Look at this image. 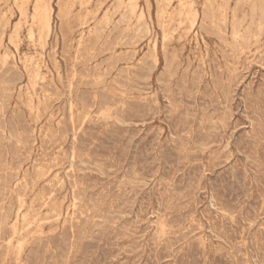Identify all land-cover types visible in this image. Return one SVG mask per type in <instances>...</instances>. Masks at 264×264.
Masks as SVG:
<instances>
[{"label": "rangeland", "instance_id": "rangeland-1", "mask_svg": "<svg viewBox=\"0 0 264 264\" xmlns=\"http://www.w3.org/2000/svg\"><path fill=\"white\" fill-rule=\"evenodd\" d=\"M71 1L0 0V264H264V0Z\"/></svg>", "mask_w": 264, "mask_h": 264}, {"label": "bare ground", "instance_id": "bare-ground-1", "mask_svg": "<svg viewBox=\"0 0 264 264\" xmlns=\"http://www.w3.org/2000/svg\"><path fill=\"white\" fill-rule=\"evenodd\" d=\"M71 1V0H70ZM74 1V0H73ZM79 2L80 5H83L84 3H86L88 0H76ZM90 1V0H89ZM128 1V0H127ZM126 1V3H127ZM170 1V0H169ZM185 1V0H184ZM194 1V0H193ZM14 2L16 3L17 5V8H18V11H19V14H20V17H19V23L14 25L13 26V31L10 35L11 38L13 37H17L18 36V32L19 31V28H20V22L22 21V23L24 22L25 24V27H27V35H28V39L32 40V41H35V40H38V41H41V42H44L46 41V37L48 36L50 30H51V24H52V13H53V7L51 5V0H14ZM60 2V1H59ZM62 2V1H61ZM64 2V0H63ZM68 2V1H66ZM65 2V7H61L63 8L62 10V13H63V16H67L68 15V9L69 7H67V3ZM72 2V1H71ZM138 2V1H137ZM191 2V1H189ZM58 3V2H56ZM124 0H123V2ZM146 3V2H145ZM171 3V2H170ZM184 3V2H183ZM205 3V2H204ZM59 4V3H58ZM63 3H61L62 5ZM71 4V3H70ZM74 4H75V1H74ZM88 5V4H87ZM71 6V5H70ZM85 6V5H84ZM180 6V5H179ZM194 6V5H193ZM210 6V5H209ZM124 7V6H123ZM122 7V9H123ZM181 7V6H180ZM195 7V6H194ZM193 7V8H194ZM2 8V7H1ZM125 8V7H124ZM127 11L130 13V14H135L136 13V10H137V3H136V0H129L128 3H127ZM163 9V8H162ZM168 9V8H167ZM197 9V8H196ZM209 9V8H208ZM143 10V9H142ZM166 10V9H165ZM186 10V9H185ZM70 11V10H69ZM110 11V10H109ZM116 11V10H115ZM121 11V10H120ZM123 11V10H122ZM168 11V10H166ZM173 11V10H172ZM176 11V10H174ZM184 11V10H183ZM11 12V11H10ZM108 12V11H107ZM117 12V11H116ZM185 12V11H184ZM197 12V11H196ZM129 13H127L128 15H130ZM169 13V12H168ZM179 13V12H177ZM187 14H190L191 13V9L189 8L188 11H186ZM185 13V14H186ZM160 14V13H159ZM166 14V13H164ZM170 14V13H169ZM169 14H167L169 16ZM184 14V16H186ZM219 14V13H218ZM59 15V14H58ZM136 15V14H135ZM61 16V15H59ZM109 16V15H108ZM160 16V15H159ZM172 16V15H170ZM177 16V15H176ZM175 16V17H176ZM62 17V16H61ZM123 17H125V13L123 14ZM132 17V15H131ZM135 17V16H134ZM162 17V16H161ZM166 17V16H165ZM174 17V18H175ZM180 17V16H179ZM182 17V16H181ZM189 17V16H188ZM120 18V17H119ZM130 18V17H129ZM172 18V17H171ZM183 18V17H182ZM181 18V19H182ZM185 18V17H184ZM198 18V17H197ZM84 19V18H82ZM145 19V18H144ZM150 19V18H149ZM186 19V18H185ZM190 19V18H189ZM195 19V18H194ZM68 20V19H67ZM130 20V19H129ZM184 20V19H183ZM181 20V21H183ZM237 20V19H236ZM84 21V20H83ZM104 21V20H103ZM188 21V20H187ZM193 21V20H192ZM81 22V20H80ZM124 22V21H123ZM197 22V21H196ZM204 22V21H203ZM61 23V22H60ZM83 23V22H82ZM109 23V22H108ZM122 23V22H121ZM194 23V22H193ZM7 24H10L7 22ZM195 24V23H194ZM193 24V26H194ZM23 25V24H22ZM83 26V25H82ZM85 26V25H84ZM101 27V26H100ZM7 28V27H6ZM84 28V27H83ZM186 28V27H185ZM22 29V28H21ZM144 29V28H143ZM216 29V28H215ZM162 30V29H161ZM83 32V31H82ZM81 32V33H82ZM3 34V33H2ZM84 34V33H83ZM62 35V34H61ZM149 35V34H148ZM196 35V34H195ZM20 36V35H19ZM187 36V35H186ZM171 37V36H170ZM64 38V37H63ZM79 39V38H78ZM83 39V38H81ZM157 39V38H156ZM198 39V38H197ZM203 39V38H202ZM15 40V39H13ZM12 40V41H13ZM21 40V39H20ZM11 41V42H12ZM18 41V38L17 40ZM16 43V42H15ZM22 43V42H21ZM35 43V42H34ZM80 43V42H79ZM38 44V43H37ZM44 44V43H42ZM20 45V44H19ZM122 45V44H121ZM17 46V45H16ZM39 46H40V43H39ZM154 46V45H153ZM15 48V47H14ZM42 48V47H41ZM74 49V48H73ZM107 49V48H106ZM154 49V48H153ZM9 50V49H8ZM19 50V49H18ZM100 51V50H99ZM76 53V52H75ZM151 54V53H150ZM43 55V54H42ZM9 56V55H8ZM145 56V55H144ZM16 59V58H15ZM27 60V59H26ZM25 60V61H26ZM28 63V62H27ZM25 63V64H27ZM34 63V62H33ZM4 64V62H3ZM30 64V63H29ZM32 66V65H31ZM30 67V65L28 66ZM38 67V66H37ZM36 68V67H35ZM27 69V68H26ZM33 68L29 69L28 68V72H34L33 73V77L34 76H37L38 75V70L37 71H32ZM52 74V73H51ZM32 76V75H31ZM35 78V77H34ZM34 80V79H33ZM30 81V80H29ZM34 83V82H33ZM26 84V83H25ZM21 89V88H20ZM33 89V88H32ZM28 90V89H27ZM46 92V91H45ZM40 95V94H39ZM38 96V95H37ZM22 97V96H21ZM157 97V96H156ZM45 103V102H44ZM46 106V105H45ZM46 112V111H45ZM5 117V116H4ZM38 118V117H37ZM46 132V131H45ZM74 173V172H73ZM99 174V173H98ZM24 180V179H23ZM22 181V180H21ZM19 182V181H18ZM44 191V190H43ZM25 193V192H24ZM213 197V196H212ZM72 216V215H71ZM83 216V215H82ZM36 222V221H35ZM31 223V222H30ZM102 225V224H101ZM38 228V227H37ZM53 230V229H52ZM33 232V231H32ZM35 232V231H34ZM21 233V232H20ZM32 235V234H31ZM43 235V234H42ZM23 241V240H22ZM28 245V244H27ZM8 251V250H7ZM18 251V250H17ZM8 253V252H7ZM15 261V260H14ZM22 263V262H21ZM23 264V263H22Z\"/></svg>", "mask_w": 264, "mask_h": 264}]
</instances>
